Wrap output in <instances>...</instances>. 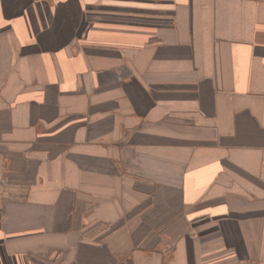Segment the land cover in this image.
Listing matches in <instances>:
<instances>
[{
    "label": "crops",
    "instance_id": "crops-1",
    "mask_svg": "<svg viewBox=\"0 0 264 264\" xmlns=\"http://www.w3.org/2000/svg\"><path fill=\"white\" fill-rule=\"evenodd\" d=\"M0 264H264V0H0Z\"/></svg>",
    "mask_w": 264,
    "mask_h": 264
},
{
    "label": "trees",
    "instance_id": "trees-1",
    "mask_svg": "<svg viewBox=\"0 0 264 264\" xmlns=\"http://www.w3.org/2000/svg\"><path fill=\"white\" fill-rule=\"evenodd\" d=\"M105 229V226L101 223L93 224L82 230L81 234L85 237H93L98 233L102 232Z\"/></svg>",
    "mask_w": 264,
    "mask_h": 264
}]
</instances>
